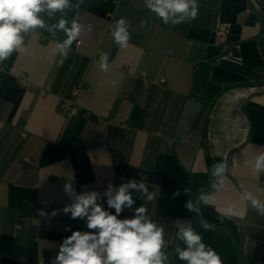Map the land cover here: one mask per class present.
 Segmentation results:
<instances>
[{
	"label": "crops",
	"instance_id": "obj_1",
	"mask_svg": "<svg viewBox=\"0 0 264 264\" xmlns=\"http://www.w3.org/2000/svg\"><path fill=\"white\" fill-rule=\"evenodd\" d=\"M71 3L79 6L66 10V18L77 19L82 33L66 59L53 54L64 34L37 29L0 63V264H52L71 234L66 226L87 230L62 211L47 218L37 213L71 202L63 186L72 177L77 192L101 195L121 177L142 180L156 199L145 202L133 192L135 207L143 204L163 227L170 264H183L174 253L176 220L193 221L223 264H264V216L240 200L241 184L264 200V174L250 164L264 150V84L231 88L209 110L218 87L264 80V1L198 0L197 18L173 26L144 0H120L115 17L129 24L126 48L107 32L112 0ZM43 15L52 24L61 14L51 21ZM223 24L231 33L218 43L215 32ZM101 49L107 71L100 67ZM22 74L28 86L19 82ZM78 88L81 113L70 115L62 99ZM100 119L108 120L105 130ZM209 154L215 164L227 163L218 188ZM12 188L29 198L13 206ZM202 192L207 199L199 214L184 207L190 199L198 204ZM229 204L242 215L222 218L218 209ZM200 219L214 230H204ZM222 228L235 231L238 250Z\"/></svg>",
	"mask_w": 264,
	"mask_h": 264
},
{
	"label": "clouds",
	"instance_id": "obj_2",
	"mask_svg": "<svg viewBox=\"0 0 264 264\" xmlns=\"http://www.w3.org/2000/svg\"><path fill=\"white\" fill-rule=\"evenodd\" d=\"M79 3H83V0H79ZM144 5L163 24L173 26L196 19L199 11L198 0H144ZM78 6L73 5L71 0H0V63L20 50L25 44V36L37 29H44L53 37L58 32L64 34L65 38L55 43L53 54L66 59L73 42H78L82 33V25L75 18L69 21L66 10ZM57 13L61 14L57 22H46L43 14L51 21L56 18ZM146 23L147 21H141V27ZM91 27L88 26L89 32ZM128 29L129 24L124 17L115 21L111 36L121 48L128 46ZM99 63L101 70H108L110 65L107 53L100 54ZM116 83L113 81V86ZM250 164L257 175L264 174V150L259 151ZM227 171L226 162L212 166V187L223 185ZM121 181L119 186L109 183L101 195L96 190L77 192L72 177L63 186L70 203L62 210L53 209L50 214L43 208L37 210L38 215L44 218L49 215L55 217L62 211L72 220H82L87 229L72 230L70 226H66L65 231H70L71 234L60 242L52 264H170L163 227L152 220L143 204L135 207L136 200L133 198L135 192L139 199L143 197L145 202H151L156 199L155 194L149 192L142 180L133 178L124 181L121 177ZM240 188V200L264 216V200L243 184ZM184 191L187 193L186 189ZM179 195L180 191L177 190L173 193V198ZM206 199L201 194L199 202L206 203ZM184 207L199 214L198 204L192 199L186 201ZM126 209L132 213L131 216L121 218ZM218 211L222 218L242 215L233 204ZM192 222L175 221V236L179 241L174 247L176 259L183 264H223L220 254L204 242L201 233L193 228ZM199 223L206 231L214 230L213 225L203 219Z\"/></svg>",
	"mask_w": 264,
	"mask_h": 264
},
{
	"label": "built area",
	"instance_id": "obj_3",
	"mask_svg": "<svg viewBox=\"0 0 264 264\" xmlns=\"http://www.w3.org/2000/svg\"><path fill=\"white\" fill-rule=\"evenodd\" d=\"M119 2H120V0H112L113 8H112V11L110 12V20H109V23L107 26V32H109V33H111V31L114 30V23L117 20V18L115 17V12H116V7H117ZM250 11H251V9H246L244 11V15H248ZM230 33H231V27L229 25H226V24L221 25L215 32L216 42L220 43V42L224 41ZM80 44H81L80 41H78L76 43V45H80ZM101 53H104L102 49L98 53V58H100ZM19 82L22 85L28 86L27 77L25 74H22L19 77ZM80 91L81 90L79 88L75 89L72 93L71 98H63L62 99V107L64 109L68 110L70 115H78L81 113V110L76 103V97ZM90 115H91V113L88 111L83 113V116L86 118L90 117ZM99 124H100L102 130H105V127L108 124V120L100 119ZM100 139L102 140L103 138H100ZM122 214L125 217H130L132 213L126 209L125 212ZM34 221L38 222V219H35ZM21 226H22L21 224H17L16 228H20Z\"/></svg>",
	"mask_w": 264,
	"mask_h": 264
},
{
	"label": "trees",
	"instance_id": "obj_4",
	"mask_svg": "<svg viewBox=\"0 0 264 264\" xmlns=\"http://www.w3.org/2000/svg\"><path fill=\"white\" fill-rule=\"evenodd\" d=\"M263 40V39H262ZM261 84H264V80L261 81V82H257V83H240V84H234V85H229V86H224V87H218L215 95L211 98V103L209 105V110L212 108V106L214 105V102L217 98H219L223 93H225L226 91H228L229 89L231 88H234V87H237V86H248V85H261ZM209 160H210V163L211 165L213 166L215 163L213 162V160L211 159L210 157V154H209ZM182 174L185 175L184 172H182L181 170H179ZM206 189V188H205ZM23 190L22 189H18V188H12L11 191H10V203L13 205V206H19L22 201L24 199H27L29 198L28 194H25L24 196H22ZM203 194V192L201 193ZM200 194V195H201ZM205 195V193L203 194ZM181 196H184V195H181ZM199 197H197V202H198V207L199 209L203 208L201 206V203L199 202ZM32 198V197H31ZM214 210V209H212ZM236 227L238 226L237 223L234 224ZM223 231H225L229 237L231 238V240L233 241L236 249L238 250L239 249V245H238V238H237V235L235 233V231H230L228 229H224L222 228ZM237 231V229H235Z\"/></svg>",
	"mask_w": 264,
	"mask_h": 264
}]
</instances>
